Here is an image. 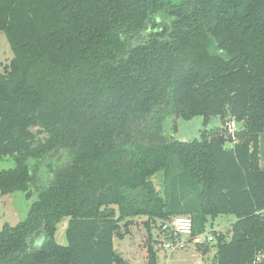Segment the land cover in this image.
<instances>
[{
    "label": "trees",
    "instance_id": "1",
    "mask_svg": "<svg viewBox=\"0 0 264 264\" xmlns=\"http://www.w3.org/2000/svg\"><path fill=\"white\" fill-rule=\"evenodd\" d=\"M0 32V193L31 200L0 264H125L122 223L187 216L195 241L227 215L213 264H264V0H0Z\"/></svg>",
    "mask_w": 264,
    "mask_h": 264
},
{
    "label": "rangeland",
    "instance_id": "2",
    "mask_svg": "<svg viewBox=\"0 0 264 264\" xmlns=\"http://www.w3.org/2000/svg\"><path fill=\"white\" fill-rule=\"evenodd\" d=\"M13 58V52L4 33L0 32V74L4 72V67ZM177 133H169L171 137L179 141H192L200 139L204 131L203 119L201 117L194 118L191 121L179 120ZM235 123L236 132L234 136L229 133V126ZM223 129L221 119L218 117L211 118L206 130ZM228 136L236 139L237 132H241L243 127L235 121L228 123ZM227 147H232L227 145ZM261 163L264 168V137L260 141ZM14 167V162L9 158L0 161V172L9 170ZM35 197V196H34ZM33 197V198H34ZM31 200H27L25 194L15 193L9 196H2L0 193V228L8 224L12 227L26 220L30 209ZM147 219L138 217L130 220L128 227L125 223L120 224L119 232L122 236H115L114 248L116 253L121 257L125 264H213L215 250L213 246L215 242H208L207 238L213 236V232L222 231L236 221L231 215L219 216L210 219L206 224V230L203 235L197 237L196 241H190L188 236H175L171 223L166 224V229H161V220L156 219L149 225L145 223ZM69 219H64L59 225L56 239L59 243L65 245L66 230ZM185 242L183 248L175 251L166 248V245ZM43 242V238H39L36 246ZM197 243L199 245H197ZM204 245L211 247L209 252L203 248Z\"/></svg>",
    "mask_w": 264,
    "mask_h": 264
},
{
    "label": "built area",
    "instance_id": "3",
    "mask_svg": "<svg viewBox=\"0 0 264 264\" xmlns=\"http://www.w3.org/2000/svg\"><path fill=\"white\" fill-rule=\"evenodd\" d=\"M235 132H236V124L232 123L229 126V133L232 136H234ZM263 216H264V212H263ZM172 227L174 229L175 236H178V237L188 236L189 238L193 237V220L191 219V217H187V216L176 217L172 222ZM207 241L214 242L213 236L208 237ZM185 245H186L185 242L180 241L179 243H174L173 245H166V248L169 250L175 251L178 248L185 247ZM260 260H264V255L258 257V261Z\"/></svg>",
    "mask_w": 264,
    "mask_h": 264
},
{
    "label": "water",
    "instance_id": "4",
    "mask_svg": "<svg viewBox=\"0 0 264 264\" xmlns=\"http://www.w3.org/2000/svg\"><path fill=\"white\" fill-rule=\"evenodd\" d=\"M35 198H36V196L33 199H35Z\"/></svg>",
    "mask_w": 264,
    "mask_h": 264
},
{
    "label": "crops",
    "instance_id": "5",
    "mask_svg": "<svg viewBox=\"0 0 264 264\" xmlns=\"http://www.w3.org/2000/svg\"><path fill=\"white\" fill-rule=\"evenodd\" d=\"M234 223V222H233Z\"/></svg>",
    "mask_w": 264,
    "mask_h": 264
}]
</instances>
